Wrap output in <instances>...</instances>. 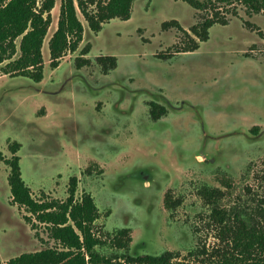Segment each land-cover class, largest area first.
<instances>
[{
  "label": "rangeland",
  "instance_id": "obj_1",
  "mask_svg": "<svg viewBox=\"0 0 264 264\" xmlns=\"http://www.w3.org/2000/svg\"><path fill=\"white\" fill-rule=\"evenodd\" d=\"M61 1L55 0L42 48L41 81L0 64L1 264L63 248L48 225L11 202L5 160L15 154L36 200L65 201L72 178L76 199L92 196L102 255L169 252L172 264L208 263L221 242L200 189L222 190L220 206L227 209L264 199V12L216 0L225 22L189 50L198 41L191 26L213 12L184 0H134L129 19H111L98 32L77 8L83 40L52 68L48 41ZM93 1L84 0L89 10ZM123 98V111H108ZM150 101L167 113L152 120ZM141 167L154 174L149 184L137 177ZM164 188L169 198L162 203ZM170 200L180 202L171 208ZM120 230L130 236L126 249L117 245Z\"/></svg>",
  "mask_w": 264,
  "mask_h": 264
},
{
  "label": "trees",
  "instance_id": "obj_2",
  "mask_svg": "<svg viewBox=\"0 0 264 264\" xmlns=\"http://www.w3.org/2000/svg\"><path fill=\"white\" fill-rule=\"evenodd\" d=\"M184 1L206 14L213 12L191 26L190 32L199 40L208 38L209 30L216 22H225L217 17L216 0ZM218 1L223 4L234 1L242 3L248 14L264 12V0ZM133 2L97 0L94 10H89L84 0H62L57 27L48 41L50 66L58 67L65 53L76 52L83 40L84 27L78 18L77 8L90 29L98 32L102 24L111 19H129ZM54 5L55 0H0V64L7 61L6 72L25 76L35 82L41 81L44 70L42 48L52 24ZM88 50V47L83 48L81 55H86ZM155 111L150 110L151 116L156 119L160 113ZM16 151L17 148L13 149L14 154ZM5 161L10 168L8 183L11 202L24 207L39 222L48 225L50 236L63 247L60 250L46 248L23 253L10 258L6 264H172L173 254L169 252L141 256L123 254V257L102 255L97 250L101 240L93 228L99 215L98 209L90 194L84 193L80 199L75 198V178L70 179L69 196L65 201L36 200L22 178L19 157L15 154ZM223 193L218 188L204 186L200 189L199 195L211 206L208 225L216 227L221 243L212 252L213 259L209 257L208 263L201 260L199 264H264V199L255 207L248 203L244 204L243 209H239L237 204L227 209L220 206ZM179 202L170 200L167 205L175 208ZM124 236L128 238L126 242L122 241ZM129 239L127 230H120L116 237L118 247L125 248Z\"/></svg>",
  "mask_w": 264,
  "mask_h": 264
},
{
  "label": "flooded vegetation",
  "instance_id": "obj_3",
  "mask_svg": "<svg viewBox=\"0 0 264 264\" xmlns=\"http://www.w3.org/2000/svg\"><path fill=\"white\" fill-rule=\"evenodd\" d=\"M192 34V33H191ZM193 35V34H192ZM193 37H195V38H197L196 36H194L193 35ZM198 39V41H195L194 43V45H199V43H201V42H206L208 39H209V36H208V38L206 39V40H204V41H201V40H199V38H197ZM197 47H195V48H191L190 47V49L189 50H194V49H196ZM124 99L125 98H123L121 101H115L114 103H111V105H108L109 106V108H108V111H112L113 113H116L118 110L119 111H123L124 109H122L121 107H122V105H123V103H124ZM94 110L95 111H97V107L95 106V108H94ZM150 110H156L155 112L156 113H160V115L159 116H157V118L155 119V118H153L152 116H151V112H150ZM148 111H149V114H150V117H151V119L152 120H158L163 114H166L167 113V110H166V107H163V106H159V104L157 103V102H155V101H150L149 102V104H148ZM105 119V118H104ZM110 131H111V129L110 130H107V132L110 134ZM96 137L98 136V135H95ZM197 156H201V158L203 159L202 161H203V163H209V159H207L206 158V156H204V153H198V155ZM196 155H195V157H197ZM136 160V159H135ZM134 161V160H133ZM132 163H135V162H132ZM197 163H200V162H197ZM141 165H138V166H136V167H140ZM141 170H142V173H140L137 177H140L141 178V181H144V182H146V183H148L149 184V182L150 181H152L153 180V173H150L149 171H147V169L146 168H140ZM169 180H170V178H169ZM75 193H76V191H75ZM162 203H163V197L165 198V200H167L168 198H169V195H168V192H167V189L166 188H164V190L162 191ZM163 205V204H162Z\"/></svg>",
  "mask_w": 264,
  "mask_h": 264
}]
</instances>
